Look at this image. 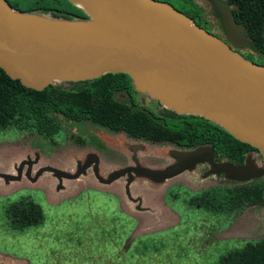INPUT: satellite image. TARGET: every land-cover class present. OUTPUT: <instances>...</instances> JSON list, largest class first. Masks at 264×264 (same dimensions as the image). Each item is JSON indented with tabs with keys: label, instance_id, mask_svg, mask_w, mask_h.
<instances>
[{
	"label": "water",
	"instance_id": "water-1",
	"mask_svg": "<svg viewBox=\"0 0 264 264\" xmlns=\"http://www.w3.org/2000/svg\"><path fill=\"white\" fill-rule=\"evenodd\" d=\"M67 1L79 7L86 19L23 13L0 0V69L6 76L39 91L53 83L123 73L135 93L176 115L208 120L259 154L258 160L246 156L241 165H233L215 162L213 151L199 146L185 149L172 170H154L132 159V165L107 177L94 171L99 183L126 178L124 195L133 201L129 186L134 173L162 181L204 164L202 179L221 176L241 183L264 176V66L232 50L247 48L248 42L224 2L212 0L226 42L165 2ZM89 164L74 174L49 166L39 173L51 171L59 180H74ZM10 177L0 173V178Z\"/></svg>",
	"mask_w": 264,
	"mask_h": 264
},
{
	"label": "rangeland",
	"instance_id": "rangeland-1",
	"mask_svg": "<svg viewBox=\"0 0 264 264\" xmlns=\"http://www.w3.org/2000/svg\"><path fill=\"white\" fill-rule=\"evenodd\" d=\"M157 1L175 9L181 6L177 0ZM197 2L204 6L201 0ZM233 50L240 56L248 55L246 49ZM251 59L264 65V56L252 55ZM117 97L125 100L123 94ZM135 99L140 106L160 113L156 103L146 97L136 94ZM58 125V132L51 137L29 130H0V172H10L23 159L63 166L65 172L74 174L83 156L72 157H77L73 159L76 164L67 162L75 150L69 140L86 136L98 139L102 156L107 154L105 163L102 161L104 177L132 165V159L166 172L186 151L134 141L84 122ZM205 169L199 164L162 181L134 173L129 187L133 201L122 195L117 185L120 180L105 187L86 173L74 180L61 177L59 186L52 180L49 195L45 192L43 197L36 186L22 191L21 184L0 178V264H216L228 252L264 238V207L246 206L230 215L211 214L188 206L184 200L212 187L247 185L264 176L234 183L221 176L202 179ZM43 176L52 177L47 172ZM110 192L113 196L107 194ZM22 197L40 207L43 223L19 231L3 215L2 208Z\"/></svg>",
	"mask_w": 264,
	"mask_h": 264
},
{
	"label": "trees",
	"instance_id": "trees-1",
	"mask_svg": "<svg viewBox=\"0 0 264 264\" xmlns=\"http://www.w3.org/2000/svg\"><path fill=\"white\" fill-rule=\"evenodd\" d=\"M5 1L12 9L23 13L63 20L86 19L82 10L67 0ZM177 1L181 6L176 10L208 32L210 25L205 26L206 13L197 0ZM223 1L234 22L243 27L248 55L242 57L254 63L252 55L264 56V0ZM220 26L222 28L221 23ZM78 87L82 88L77 90ZM118 94L125 95V100L118 98ZM136 94L130 79L123 73H106L86 81L53 83L36 91L10 79L0 69V130H29L42 137H51L58 132L60 122L70 126L84 122L134 141L183 149L208 146L215 155L237 164L243 162L248 151L258 153L201 117L176 115L161 107L160 114H155L137 104ZM184 202L211 214L239 212L248 204H264V179L253 180L249 186L212 187L189 196ZM5 215L17 228L26 229L43 223L40 207L26 198L8 207ZM216 264H264V238L228 252Z\"/></svg>",
	"mask_w": 264,
	"mask_h": 264
},
{
	"label": "flooded vegetation",
	"instance_id": "flooded-vegetation-1",
	"mask_svg": "<svg viewBox=\"0 0 264 264\" xmlns=\"http://www.w3.org/2000/svg\"><path fill=\"white\" fill-rule=\"evenodd\" d=\"M201 1L204 3L203 10L206 13V15H205V17H206V21L205 22L207 23V24H205L206 28H207V26L209 27V25H210V29H212L213 27H219L220 28V31L217 28V29H213V30H215L214 33L211 32L210 30H208V32H210L212 35L216 36L217 38H219L223 42H226L225 37H224L223 28H221V26H220L221 22H220V19H219V15L217 17V13H216L215 8H214V6L212 4V0H201ZM220 1L224 2L223 0H220ZM221 35H222V37H221ZM243 49H247V48H243ZM158 107L160 108V106H158ZM161 110L162 109L160 108V112H161ZM153 113H155V112H153ZM155 114H160V113H155ZM79 138H80L79 140H77V138H74L73 140H69V142L71 143V145L73 147L72 149H75V150L72 151L73 154L69 157V160L67 162L77 158L78 156L81 157V155H82L83 156L82 157L83 160L80 163H77L78 166L75 167V169H76L75 173L83 165H85V164L90 162V164L82 172V174L86 173V175L88 177H90L92 179V181L96 182L99 185H102V186H105V187H108V186L112 185L114 182L111 183V184H108V185L99 183L97 181V179L95 178V176H94V171H96L97 174H101L102 173V167H103L102 161H104V156L107 155V154H104L102 156V152H104V151L100 150V148L98 147V146H100L98 144V142H100V141L98 139H96V138H91L89 136H86V138H84V137L83 138L79 137ZM74 155H76L77 157L72 158V157H74ZM246 156H250V157L258 160L259 154L254 152V151H248L246 153V155H244V158ZM95 157H96V160H97L96 166L94 165V158ZM214 161L215 162H226V163H230V164H233V165H241L243 163L242 162L240 164H237V163L228 161V159H226L224 157L222 158V157H220L218 155H215V154H214ZM104 163H105V161H104ZM73 164H76L74 162V160H73ZM46 166L53 167V168H56V169H59V170H62V171H65V169H67V168H65L63 166H58V165L55 166V165H50V164H42V165H40V164L37 163V161H34V160L29 161V160L21 159V160H19L16 163L15 167H13V166L11 167L10 172H0V173H4V174L10 175L12 177V178L11 177L10 178H3V179L10 180V181H13L15 183L21 184L20 185L21 188H19V190H22V191L28 190L27 189L28 186H34V187L36 186V187H38L39 189H36V190L43 197V193H45V192H47L48 195H49V192H50L49 190L50 189H49L48 186H49V184H53L52 180L55 182L56 185L58 184V186H59V183H60V180L56 176H54V174L51 171H42V172L39 173V170L41 168H43V167H46ZM205 167H206V165H205ZM46 172L50 173L52 175V177L48 176V177L45 178L43 175ZM16 177H17V179H16ZM125 180H126V178H121L119 183H117V185L119 186L123 196H125L124 195ZM249 185H252V182H249L248 186ZM28 191H30V190H28ZM31 192H32V190H31ZM107 194L110 195V196H113V193H111V192L107 193ZM24 198H27V197H22V198H19L17 200H14L12 202L7 203L2 208L3 215H5L6 209L8 207L12 206L14 203H16L19 200L24 199ZM116 201H117V209L120 212V211H122L121 210V205H120L118 200H116ZM246 206L264 207V204H248ZM245 207H243L240 211H242ZM233 213H235V211L231 212L229 214H226V215H230V214H233ZM8 220L11 222V219H8ZM17 229L20 231V230H23L24 228H17ZM260 240H258V241H260ZM258 241H255V243L258 242ZM248 244H254V243L248 242Z\"/></svg>",
	"mask_w": 264,
	"mask_h": 264
}]
</instances>
